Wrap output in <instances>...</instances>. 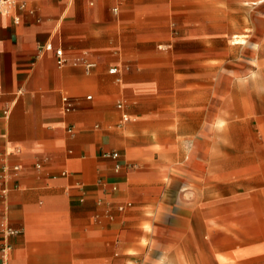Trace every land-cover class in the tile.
Listing matches in <instances>:
<instances>
[{"label":"crops","instance_id":"crops-1","mask_svg":"<svg viewBox=\"0 0 264 264\" xmlns=\"http://www.w3.org/2000/svg\"><path fill=\"white\" fill-rule=\"evenodd\" d=\"M185 6L191 0H19L0 13V264H264V242L256 235L264 159L263 172L259 166L251 176L243 171L230 185L246 192L203 193L202 235H195V210L185 205L195 198L179 193L190 157L212 160L225 121L218 104L216 126L210 123L211 94L204 91L192 126L164 130L169 112L157 90L165 88L159 76L165 65L148 64V47L166 39L149 26L168 25L169 10ZM195 35L171 34L173 41L204 46L183 53L173 67L184 68L183 76L203 72V87L211 88L213 36L210 30ZM257 99L264 105V91ZM256 110L264 130V108ZM165 136L177 140L164 144ZM191 138L181 156L180 143ZM110 152L119 159L105 158ZM169 152L177 171L167 175L164 189ZM7 227L18 233L7 235ZM204 233L208 240L197 246Z\"/></svg>","mask_w":264,"mask_h":264},{"label":"rangeland","instance_id":"rangeland-1","mask_svg":"<svg viewBox=\"0 0 264 264\" xmlns=\"http://www.w3.org/2000/svg\"><path fill=\"white\" fill-rule=\"evenodd\" d=\"M184 4L188 5L187 2ZM203 14L211 16V24H204L207 18L205 19ZM168 15V25L149 26V31L161 33V37L166 40L150 42L148 47V64L164 63L165 65V71L159 72L165 88L157 90L159 94L164 95V108L169 112L168 119L164 122V130L174 132L180 129V132L183 133L186 131V129H182L183 124L192 126L195 123L193 121V112H195L193 106L202 102L206 95L204 91H210L211 94L210 123L215 125L218 104L222 105L221 114L225 118V121L218 124V126H222L224 133L223 136L217 137L212 146V160L202 162L200 153L190 157L189 162L192 161L193 164H191L192 162L188 163L190 166L185 170L187 173L184 174L183 185L179 190L180 194H190L195 198L193 201H186L185 205L186 208L189 207V210H195V235H202L201 228L205 223L202 210L208 204L207 201H203L205 198L203 193L220 192L228 195L235 191L246 192L243 187L235 189V187L230 188V185L241 181L239 179H241L243 171L251 176L253 169H257L259 166L260 171L263 172L264 130H260L257 123L258 116L254 112L258 108H264V105L257 104V93L264 91V0H244L243 2L191 0L190 8L185 6L178 10L170 9ZM223 17L227 18V24L220 23ZM209 30L213 36L209 43L212 86L204 88L203 72L200 76H183L186 74L184 68L173 67L174 62L182 60L183 53L203 51V42L191 39L173 41L171 34L175 38L177 33L182 36L187 32H195L194 38H196L199 36L198 34L207 33ZM236 35L243 36L244 41L236 44L234 40ZM156 44L164 46L160 49ZM172 45L173 47H171ZM162 51L169 52L168 57L162 58L160 56ZM193 73H197V71H193ZM156 74L149 72L148 79H155ZM199 82L202 84L200 85ZM216 84H220V87H217ZM195 108L199 110V107ZM197 116L206 119L209 117L207 112L206 114L197 112ZM182 119L191 121L184 123ZM162 140H164V144H172L176 142L177 138L165 136ZM178 140L181 139L178 138ZM191 140L192 138L189 139V142L180 143L181 156L182 152L187 156ZM199 159H201L200 162ZM163 160L166 172L164 189H166L167 175L177 169L171 168L175 161L172 152L167 153ZM220 180L225 182H220ZM195 194L196 196H194ZM252 208L254 207L251 206L250 209L252 210ZM260 213L259 223L262 226L256 235L259 234L261 242H264V212L260 209ZM212 218L214 219V217ZM217 218L220 216L218 215ZM203 235L202 239L195 240L197 246L201 244V241L208 240L209 234L204 233ZM244 239L245 243L251 242V239ZM234 245L235 242L231 244V246Z\"/></svg>","mask_w":264,"mask_h":264},{"label":"built area","instance_id":"built-area-1","mask_svg":"<svg viewBox=\"0 0 264 264\" xmlns=\"http://www.w3.org/2000/svg\"><path fill=\"white\" fill-rule=\"evenodd\" d=\"M19 0H0V13H5V12H7L8 11V9H9V7L12 5V4H14V3H16V2H18ZM49 49H52V47L51 46H49L48 47ZM57 55L60 57V56H62V52L60 51V50H58L57 51ZM64 63V61L63 60H60L59 61V64H63ZM94 67V64H87V68L88 69H91V68H93ZM111 74H116L117 72H118V70L116 69V68H114V69H112L111 71ZM90 98V97H89ZM88 98V99H89ZM63 101H64V104H65V110L67 111V112H70L72 109H73V105H72V102L70 101V99L68 98V97H65L64 99H63ZM118 108L119 109H122L123 108V105L122 104H119L118 105ZM123 120L125 121V122H128L129 120H130V118L127 116V115H124L123 116ZM104 157L105 158H107V159H111V160H113V161H117L118 159H119V154L117 153V152H110V153H106V154H104ZM120 168V165H116V169L118 170ZM5 229V231H6V234L7 235H14V234H17L18 232L17 231H15V230H12V229H10V228H4ZM11 251V247L10 246H6L5 248H4V250H3V252L5 253V255H8L9 254V252Z\"/></svg>","mask_w":264,"mask_h":264},{"label":"bare ground","instance_id":"bare-ground-1","mask_svg":"<svg viewBox=\"0 0 264 264\" xmlns=\"http://www.w3.org/2000/svg\"><path fill=\"white\" fill-rule=\"evenodd\" d=\"M234 40H235V43L237 44V43H241V42H243V41H244V38H243V36H241V35H236V36L234 37Z\"/></svg>","mask_w":264,"mask_h":264}]
</instances>
